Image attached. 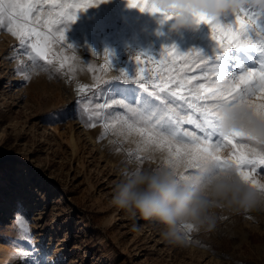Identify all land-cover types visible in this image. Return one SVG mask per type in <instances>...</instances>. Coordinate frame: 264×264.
I'll list each match as a JSON object with an SVG mask.
<instances>
[{"label": "rangeland", "instance_id": "1", "mask_svg": "<svg viewBox=\"0 0 264 264\" xmlns=\"http://www.w3.org/2000/svg\"><path fill=\"white\" fill-rule=\"evenodd\" d=\"M170 23L129 7L128 0H102L67 22L65 38L74 49L54 46L35 66L28 46L7 24L0 28V264H264V209L217 211L213 231L185 226L180 245L162 237L158 221L132 218L112 202L125 169L154 168L166 155L140 151L138 134H121L119 124L131 113L114 101L156 103L135 82L120 81L121 70L133 77L138 68L135 56L121 52L136 46L158 59L170 46L206 56L215 49L209 25L170 30ZM226 56L229 74L242 70L236 65L256 68L261 59L255 49L233 48ZM141 67L149 76L158 68L152 62ZM181 127L201 135L194 125ZM231 151L229 145L218 154ZM254 178L264 183V166Z\"/></svg>", "mask_w": 264, "mask_h": 264}, {"label": "snow or ice", "instance_id": "2", "mask_svg": "<svg viewBox=\"0 0 264 264\" xmlns=\"http://www.w3.org/2000/svg\"><path fill=\"white\" fill-rule=\"evenodd\" d=\"M101 2L0 0V28L7 24V31L20 45L28 46L29 59L35 66L37 58L48 60L53 55L54 46L64 47L66 44L68 49H74L65 38L67 22L76 19L77 11L95 7ZM128 6L142 12H159L151 5V0H128ZM233 17L230 23L197 17L198 23L210 27L211 39L215 41L211 56L202 55L195 49L180 53L175 46L164 48L158 59L137 53L134 57L138 64L135 75L129 77L121 70L123 78L120 81L135 82L156 103L154 105L153 100H138L135 107L123 100L113 103L123 105L131 113L130 119H124L119 124L121 134H138L141 137L138 144L140 151L166 153L162 157L163 165L174 166L187 175L204 163L209 164L212 171L224 170L227 162L234 167L241 180L264 189V183L254 178L257 168L264 166V145L255 143L241 131L225 134L218 126L220 107L245 97H255L250 102L251 106L257 115L264 117V13L243 8ZM233 48L255 49L261 55L259 66L243 68L242 65H236L242 70L229 74L226 71L225 54ZM104 53L111 66L110 53L108 50ZM71 59L74 61L75 57ZM148 62L158 66L152 76L141 67V64ZM196 72L200 75H196ZM24 78L30 79L31 75L25 73ZM182 110H187V116L182 114ZM183 124L194 125L201 135L184 130L181 127ZM229 145L232 151L228 157L218 154ZM17 222L21 230L26 232L23 219ZM186 227L192 229L191 225Z\"/></svg>", "mask_w": 264, "mask_h": 264}, {"label": "clouds", "instance_id": "3", "mask_svg": "<svg viewBox=\"0 0 264 264\" xmlns=\"http://www.w3.org/2000/svg\"><path fill=\"white\" fill-rule=\"evenodd\" d=\"M151 5L159 9L155 14L171 21L170 30L195 28L201 24L197 22L199 16L212 19L235 16L243 8L264 13V0H151ZM251 100L245 97L221 106L218 126L225 134L241 131L255 143L264 145V117L256 114ZM112 202L132 218L158 221L163 226L162 237L169 243L182 245L186 242L183 229L187 225L213 231L217 211L240 214L264 209V189L241 180L227 162L224 170L212 171L204 163L187 175L163 164L151 169L133 166L122 172Z\"/></svg>", "mask_w": 264, "mask_h": 264}, {"label": "built area", "instance_id": "4", "mask_svg": "<svg viewBox=\"0 0 264 264\" xmlns=\"http://www.w3.org/2000/svg\"><path fill=\"white\" fill-rule=\"evenodd\" d=\"M143 50L140 47H129L121 52L122 57L136 56L137 53H141Z\"/></svg>", "mask_w": 264, "mask_h": 264}, {"label": "bare ground", "instance_id": "5", "mask_svg": "<svg viewBox=\"0 0 264 264\" xmlns=\"http://www.w3.org/2000/svg\"><path fill=\"white\" fill-rule=\"evenodd\" d=\"M243 52V51H242ZM249 53H247L248 55L247 56H249L248 57V59H251L252 57H253V52L251 53L250 51H248ZM225 59H226V62H227V67L229 68V67H231L232 66V62H231V59L228 57V56H226L225 57ZM104 71V70H103ZM71 139H73V138H71ZM11 195L13 194V195H15V192L14 191H11V193H10ZM6 257V256H5Z\"/></svg>", "mask_w": 264, "mask_h": 264}]
</instances>
